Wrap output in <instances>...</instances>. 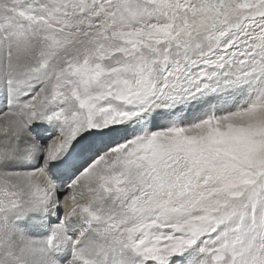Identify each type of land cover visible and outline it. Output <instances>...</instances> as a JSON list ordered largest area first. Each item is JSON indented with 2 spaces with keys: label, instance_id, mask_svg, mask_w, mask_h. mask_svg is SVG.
Wrapping results in <instances>:
<instances>
[{
  "label": "snow or ice",
  "instance_id": "obj_1",
  "mask_svg": "<svg viewBox=\"0 0 264 264\" xmlns=\"http://www.w3.org/2000/svg\"><path fill=\"white\" fill-rule=\"evenodd\" d=\"M0 264H264V0H0Z\"/></svg>",
  "mask_w": 264,
  "mask_h": 264
}]
</instances>
